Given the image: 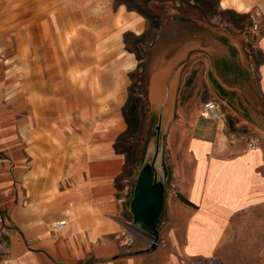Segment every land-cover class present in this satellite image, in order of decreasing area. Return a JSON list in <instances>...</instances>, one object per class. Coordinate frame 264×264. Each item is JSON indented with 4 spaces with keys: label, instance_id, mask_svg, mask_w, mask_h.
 <instances>
[{
    "label": "crops",
    "instance_id": "obj_1",
    "mask_svg": "<svg viewBox=\"0 0 264 264\" xmlns=\"http://www.w3.org/2000/svg\"><path fill=\"white\" fill-rule=\"evenodd\" d=\"M11 3L13 20L27 17L28 34L45 36L33 65L63 70L57 103L34 99L26 146L22 122L0 108V264H264V32L254 34L252 86L241 47L226 34L216 44L169 20L142 58L125 39H141L147 22L115 0ZM218 7L264 20V0H218ZM197 54L205 98L222 118L203 119L205 102L177 112L178 150L161 171L164 245L150 250L149 235L122 216L133 187L114 145L125 130L129 76L142 63L148 113L166 129L181 106L176 70ZM5 81L0 75V87Z\"/></svg>",
    "mask_w": 264,
    "mask_h": 264
},
{
    "label": "rangeland",
    "instance_id": "obj_2",
    "mask_svg": "<svg viewBox=\"0 0 264 264\" xmlns=\"http://www.w3.org/2000/svg\"><path fill=\"white\" fill-rule=\"evenodd\" d=\"M115 3L124 4L127 8L139 12L147 22V32L142 45L135 43L136 39L132 36L126 38L128 48L134 49L138 57H145L148 45L155 41L158 35L157 28L160 29L165 22L174 20L194 30L196 37H210L216 44L222 34L235 40L241 47L245 65L251 71L252 86L255 84L253 69L257 64L258 56L254 34L264 32V20L256 14L245 15L233 11H222L218 7V0H115ZM22 5L21 3L20 6ZM12 8L11 0H0V75L6 80L0 87V108L5 117L12 113L16 115L18 122H22L21 144L26 146L27 120L34 99L42 107H50L57 103L60 93L56 81L61 76L63 68L33 65V58H43L45 36L28 34V18L13 20ZM34 24L37 26L36 22ZM18 25L20 28L17 27ZM47 46L49 47V42ZM136 73L137 71L132 74L135 76ZM176 73L181 74V94H179L181 106L175 110L166 129H159L156 116L148 113L146 89L140 86L137 77L132 83V74L129 76L127 101L122 109L125 130L116 139L114 148L126 159L123 178L131 177V187H134L139 172L146 163H153L160 176L161 171H169L166 160L168 155L176 153L177 141L180 140V131L174 127L181 122L177 112L186 110L187 114L188 109L185 106L189 102L190 108L192 105L199 106L201 103L209 102L205 98L207 89L202 55L197 54L195 58L183 61ZM142 74L144 76V67ZM107 80L106 77L105 82H101L102 85L103 83L107 85ZM34 90L37 93L35 98ZM44 90L45 94L40 92ZM186 97H188L187 100ZM13 122L15 123L12 120ZM173 128L176 130L173 131ZM122 179L117 184L118 188L123 185ZM168 183H171L170 179ZM130 196V199L129 195L126 196L124 203L126 210L122 212V216L125 215L126 219L132 221L133 216L128 210L132 194Z\"/></svg>",
    "mask_w": 264,
    "mask_h": 264
},
{
    "label": "water",
    "instance_id": "obj_3",
    "mask_svg": "<svg viewBox=\"0 0 264 264\" xmlns=\"http://www.w3.org/2000/svg\"><path fill=\"white\" fill-rule=\"evenodd\" d=\"M153 163H146L139 172L132 190L129 210L134 225L149 235L150 250L157 248V225L163 205V182Z\"/></svg>",
    "mask_w": 264,
    "mask_h": 264
},
{
    "label": "built area",
    "instance_id": "obj_4",
    "mask_svg": "<svg viewBox=\"0 0 264 264\" xmlns=\"http://www.w3.org/2000/svg\"><path fill=\"white\" fill-rule=\"evenodd\" d=\"M254 12L257 13L258 12V8L254 9ZM201 117L203 119L206 120H214V121H218L222 118V112L219 108V106L213 102V101H209L203 104L202 108H201ZM64 225H66V221H60L58 223H53L51 225V228L53 230H59L61 229ZM124 245L129 246L132 242H133V238L132 236L128 235V236H123V239L121 241ZM163 246L164 243L163 241L158 242L157 246Z\"/></svg>",
    "mask_w": 264,
    "mask_h": 264
},
{
    "label": "trees",
    "instance_id": "obj_5",
    "mask_svg": "<svg viewBox=\"0 0 264 264\" xmlns=\"http://www.w3.org/2000/svg\"><path fill=\"white\" fill-rule=\"evenodd\" d=\"M157 30H158V28H157ZM127 36H129V35H127ZM127 36H126V38H127ZM145 37V35L141 38V39H136V42L135 43H139L140 45H142V40H143V38ZM134 38V37H133ZM135 39V38H134ZM126 40V39H125ZM126 42H127V40H126ZM142 68H143V66H142V63L138 66V69H137V73H136V75L134 76L133 74L131 75V81H132V83H134V78L135 77H137L138 79H139V84H140V86L143 88H145V86H144V76H143V74H142ZM131 89V88H130ZM131 98L129 97V100H130Z\"/></svg>",
    "mask_w": 264,
    "mask_h": 264
},
{
    "label": "bare ground",
    "instance_id": "obj_6",
    "mask_svg": "<svg viewBox=\"0 0 264 264\" xmlns=\"http://www.w3.org/2000/svg\"><path fill=\"white\" fill-rule=\"evenodd\" d=\"M34 44V43H33ZM34 46V45H33ZM41 46V45H40ZM41 48V47H40ZM37 51V50H36ZM35 59V58H34ZM38 59V58H37ZM37 61V60H36ZM44 88V87H43Z\"/></svg>",
    "mask_w": 264,
    "mask_h": 264
}]
</instances>
